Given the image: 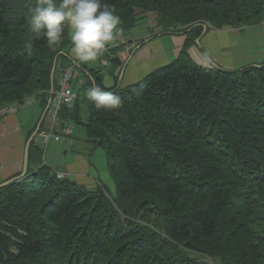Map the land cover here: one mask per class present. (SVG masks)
<instances>
[{
    "label": "trees",
    "instance_id": "trees-1",
    "mask_svg": "<svg viewBox=\"0 0 264 264\" xmlns=\"http://www.w3.org/2000/svg\"><path fill=\"white\" fill-rule=\"evenodd\" d=\"M106 2L123 32L136 11H154L160 24L186 34L184 47L127 86L106 87L100 69L77 64L86 73L79 90L98 84L123 101L97 109L79 96L62 112L71 121L66 135L80 124L104 149L114 191L33 169L30 145L26 174L0 187V264H264V61L204 66L185 50L201 23H259L264 0ZM36 3L0 0V107L48 98L56 72L71 64L70 29L57 47L41 39L25 50ZM122 47L104 54L111 75L122 62L109 54Z\"/></svg>",
    "mask_w": 264,
    "mask_h": 264
},
{
    "label": "crops",
    "instance_id": "crops-1",
    "mask_svg": "<svg viewBox=\"0 0 264 264\" xmlns=\"http://www.w3.org/2000/svg\"><path fill=\"white\" fill-rule=\"evenodd\" d=\"M143 14L147 15V13ZM138 19L139 17L136 16L133 27L123 32L124 38L119 37L113 44V48H115L118 44L123 45L122 42L125 41L135 40L136 43L134 48L127 53L123 45L124 48L121 50L124 52V56H119L122 65L127 61L123 76H119L120 69L116 71V76L114 73L113 75L108 73V75L113 76L114 83L112 85L104 83L106 87L114 85L115 87L127 86L144 79L153 71L168 65L177 58L181 52L180 50L184 47L183 35L173 37L171 41L170 39L160 37L161 35H157L163 34L162 32L152 35L147 31H131ZM261 22L262 20L249 26H227L219 30L211 28L209 32L208 29L210 27H208L206 32L198 38L199 45L194 42L188 55L197 64L212 66L211 63H215L227 69L250 65V63L259 64L264 61V39L257 37L260 29H264ZM141 42L143 43L139 45ZM108 50L111 51V49ZM67 52L70 57L69 62H76L77 60L71 53V46L68 47ZM106 53L108 54V51ZM250 55H255L256 61H252V56ZM101 59H104V56ZM85 67L97 70L93 63H85ZM82 76L85 79L83 73ZM82 84L78 87L77 91H79ZM47 100V97H37L34 101L31 100L24 105L18 106L14 112L0 118V183L18 175L23 170L26 141L39 126L40 130L33 136L30 142L32 148V161L30 162L33 169L40 167V165H45L50 169L52 167L53 171H66L69 176L68 179L85 185L88 188H94L96 185L94 180L98 179L103 184H107V180L100 178L103 176L100 174L101 171L97 166L99 163L94 161L93 158H89L88 155L90 154L86 152V150L89 151L90 147L89 145H83L85 141L83 142L82 138L86 137L83 129H76L74 126L70 136L60 135L62 133L63 121H53L47 112L39 123L46 108ZM64 121V128L71 124L70 119H65ZM41 131L57 132L56 134L61 137L57 140L50 138L45 142ZM73 134L79 136L80 142L76 141ZM41 153L42 155L40 156ZM92 153L93 151H91ZM90 160H93L95 163H91ZM92 166H94V169L96 167V172Z\"/></svg>",
    "mask_w": 264,
    "mask_h": 264
},
{
    "label": "clouds",
    "instance_id": "clouds-1",
    "mask_svg": "<svg viewBox=\"0 0 264 264\" xmlns=\"http://www.w3.org/2000/svg\"><path fill=\"white\" fill-rule=\"evenodd\" d=\"M120 25V17L115 14L114 9L106 0H37L36 6L26 20L29 38L24 46L25 50L30 52L33 42L43 39L50 48L57 47L63 43L66 29H70L71 53L74 58L81 63L94 64L100 61L106 65L108 61L101 58L108 51L109 46L122 36L123 29ZM117 53L115 56L119 58ZM55 87L52 85L49 89L48 99L49 97L51 99L50 93ZM142 92L143 87L135 94L140 95ZM86 97L97 109L115 110L123 104L119 95L98 84H93L86 90ZM58 171L52 172L56 176ZM61 172L67 173L66 171ZM68 177L67 173V177L62 179H68Z\"/></svg>",
    "mask_w": 264,
    "mask_h": 264
},
{
    "label": "rangeland",
    "instance_id": "rangeland-1",
    "mask_svg": "<svg viewBox=\"0 0 264 264\" xmlns=\"http://www.w3.org/2000/svg\"><path fill=\"white\" fill-rule=\"evenodd\" d=\"M143 13H147V15H145ZM136 16H138L139 19L137 20L135 27L131 31H137V32L147 31L149 34H152V35L162 32L163 34H157V35H161L160 37H164V38L170 39L171 41L173 40V37H178L180 35H183L184 36L183 45L185 44V40L187 38L186 34H184V32L176 30V29L169 28L170 29L169 30L167 27H165L162 24H160L159 21H158L159 18H158V16H156V12H154V11H151V12L136 11L135 17ZM208 27H209V25H208ZM131 28H132V26L129 29H131ZM175 28H177V27H175ZM211 28L212 27H210L208 29V32L210 31ZM257 28H260V27H257ZM165 33H171V34H165ZM200 35H202V34H200ZM200 35L197 38H195L194 40H190V44L187 45L186 48H185L186 54H190L189 50L193 46L194 42L199 45L197 39L200 37ZM257 37L264 39V29H260V33L257 35ZM126 45H131L132 48H134V46L136 45L135 40L134 41L133 40L129 41ZM122 48H124V47H122ZM182 49H183V47H182ZM250 56H252V58H251L252 61H256L255 55H250ZM252 61H249V62H252ZM76 62L77 63L75 64L72 61L71 64L75 67L77 75L72 77L68 81V84L74 91L77 92V98H78L79 96L81 97V96H85L86 95V92L83 89L77 91L78 87L84 82L86 77H85V79L83 78L82 73L84 74L85 72L81 68L77 67V64L80 63V62H78V61H76ZM250 64H253V63H250ZM94 65H95L96 69H100L101 70V74L103 75V84L107 83L109 85H112L114 83L113 76L108 75V72L105 69L104 65L100 61H97L96 63H94ZM237 66H239V65H237ZM240 67H242V66H240ZM240 67H236V68H240ZM55 76H56V79H57L58 78L57 72H56ZM107 77H110V78H107ZM61 108H62V110L61 109H60L61 111L59 110L56 121L57 120L62 121L63 109L64 108H69V107L66 104H62ZM83 113L86 114L85 110H84V107L81 104L80 105V114L82 115ZM62 123H63V127H62V133L60 135H62V134L66 135L64 133L65 121H63ZM74 126H75L76 129L77 128L83 129L82 125H80V124H75L74 123ZM73 136L75 137L77 142H80L79 139H78V137H79L78 135L73 134ZM82 139H83V142L85 141V143L83 145H89V147H90L89 151L86 150V152H88L90 154V155H88L89 158H93L94 161H97V163H99V165L97 164V166L99 167V170L101 171L100 174H102V176H103V177H100V178H104L105 180H107V185H106V183L103 184L102 182H100L99 179L98 180H94V182H96L95 188H98V187L102 188V186L106 185L107 188L109 187L110 190L114 191V181H113V179H112V177H111V175L109 173V170L107 168V158H106V153H105L104 149L101 146L97 145L92 140L87 139L86 137L82 138ZM91 151H93L92 154H91ZM93 160H90V162L91 163H95ZM92 168L94 169V166H92ZM50 170L53 171V168L51 167ZM94 171L95 172L97 171L96 167H95Z\"/></svg>",
    "mask_w": 264,
    "mask_h": 264
},
{
    "label": "built area",
    "instance_id": "built-area-1",
    "mask_svg": "<svg viewBox=\"0 0 264 264\" xmlns=\"http://www.w3.org/2000/svg\"><path fill=\"white\" fill-rule=\"evenodd\" d=\"M261 23L264 26V19L262 20ZM122 43L125 47L126 53L132 49L131 45H126L127 42H122ZM113 47L114 45L112 44L109 46V49ZM113 56L115 55L109 54V58H112ZM117 56H124V52L122 51L118 52ZM106 60L108 61V64L106 65H109V60L108 59ZM76 75H77V72L73 65L65 66L60 69V76L57 79L56 87L53 88L50 93L51 99H50V104H49V109H48V115L55 122H57L56 119H57L58 112L61 109V105L66 104L68 107H71L77 98V92L74 91L68 84V81ZM31 97L33 98L30 99L29 97V99H26L22 102L14 101V103L5 104V106L0 107V118L9 113L14 112L15 108L18 106H21L22 103H26L29 100L34 99V96H31ZM64 132L69 133V125H67L64 128ZM41 135L45 142H47L48 139L52 137L55 138L56 140L59 138L57 134L55 135L54 133L49 132V131H41ZM56 176L60 179L66 178L67 173L58 171L56 172Z\"/></svg>",
    "mask_w": 264,
    "mask_h": 264
},
{
    "label": "water",
    "instance_id": "water-1",
    "mask_svg": "<svg viewBox=\"0 0 264 264\" xmlns=\"http://www.w3.org/2000/svg\"><path fill=\"white\" fill-rule=\"evenodd\" d=\"M201 25H202V33H201V34H204V33L206 32V30H207V24H205V23H201ZM197 41H198V39H197ZM142 43H143V42L139 43V45H141ZM139 45H138V46H139ZM60 54H64V52H62V51L59 52V53L54 57V59H53V63H52V67H51V77H52L53 72H54V70H55L56 59H57L58 55H60ZM213 64H214V63H213ZM126 65H127V61L122 65V67H121V69H120V74H119L120 77L123 76V73H124V71H125ZM215 66H217V65L215 64ZM49 99H50V97H49ZM49 99H48V101H47L46 108H45V110L43 111V114H42V116H41V118H40L39 123L43 120V117H44V115H45V113H46V111H47L48 104H49V102H50ZM39 130H40V128H39V126H38V127L33 131V133L29 136V138H28L27 141H26L25 154H24V165H23V170H22L18 175H15V176H13V177H11V178H9V179L3 181L2 183H0V187L3 186V185L9 184V183H11V182H14V181H16V180H19L20 178H22V177L26 174V172H27V168H28V150H29V145H30V142H31L33 136H34Z\"/></svg>",
    "mask_w": 264,
    "mask_h": 264
}]
</instances>
